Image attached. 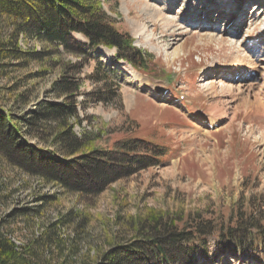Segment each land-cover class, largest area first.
I'll return each instance as SVG.
<instances>
[{"label": "rangeland", "instance_id": "obj_1", "mask_svg": "<svg viewBox=\"0 0 264 264\" xmlns=\"http://www.w3.org/2000/svg\"><path fill=\"white\" fill-rule=\"evenodd\" d=\"M97 1L113 28L150 56L148 66L115 65L113 50L97 48L83 61L21 40L23 51L54 53L1 81L0 107L28 118L29 110L65 104L51 88L76 78L78 115L68 121L75 136L102 151L144 139L164 147L162 163H127L130 175L94 195L67 191L0 156V235L19 252H32L38 264H102L153 232V218L179 231L264 225V0ZM138 26L146 34L138 36ZM112 71L120 73L118 98L99 103L96 93L115 82ZM95 73L101 82L91 78ZM219 81L234 89L225 93ZM11 86L13 96L6 91ZM240 89L247 92L238 95ZM22 91L25 97L15 101ZM214 106L227 117L210 124ZM55 127L24 124L22 139L56 151L46 137ZM208 245L212 260L198 264H264L260 251L244 258L222 253L213 238Z\"/></svg>", "mask_w": 264, "mask_h": 264}, {"label": "trees", "instance_id": "obj_2", "mask_svg": "<svg viewBox=\"0 0 264 264\" xmlns=\"http://www.w3.org/2000/svg\"><path fill=\"white\" fill-rule=\"evenodd\" d=\"M98 2L0 0V82L8 80L15 71L22 70L26 63L42 62L54 53L23 51L19 47L21 40L23 43L38 41L53 47L55 53L61 49L60 53L83 61L89 59V52L97 48L113 50L112 63L115 65L125 62L133 70L145 69L150 56L136 48L130 36L113 28ZM74 35H79L84 41L77 40ZM111 73L115 82L108 89L96 93L95 99L99 103L105 104L118 98L120 73ZM93 75L91 78L97 79L96 83L101 82L98 73ZM79 86L76 78L54 82L51 88L53 95L67 102L48 103L29 110L28 118H17L10 110L0 107V156L27 173L67 191L93 192L94 195L130 175L134 170L129 165L133 162L143 168L162 163L160 159L165 155L164 147L144 139L123 141L116 150L102 151L93 148L91 142L75 136L68 121L77 119L74 97ZM6 91L13 96L17 89L11 86ZM24 97L25 92L22 91L14 100L20 101ZM48 122L56 124L51 132H46V137H52L56 151L41 150L23 141L21 127L24 124L27 129H35L44 127ZM125 163L129 165H123ZM159 220L152 219V224H155L153 232L146 234L144 239L117 248L102 264H198L201 258L210 262L212 258L207 249L212 238L222 247V253L249 258L260 251L264 259V225L238 224L216 232L212 225L205 224L193 231H179L169 222L163 224ZM33 255L32 252H19L13 243L0 235V264H38Z\"/></svg>", "mask_w": 264, "mask_h": 264}, {"label": "bare ground", "instance_id": "obj_3", "mask_svg": "<svg viewBox=\"0 0 264 264\" xmlns=\"http://www.w3.org/2000/svg\"><path fill=\"white\" fill-rule=\"evenodd\" d=\"M155 9V8H154ZM153 8H152V10H154ZM156 12V11H155ZM154 12V13H155ZM159 14V13H158ZM160 15V14H159ZM161 15H163V14H161ZM160 15V16H161ZM162 17V16H161ZM168 19V18H167ZM167 19H165V18H162L161 20L162 21H164L163 23H166L165 25H171L173 22L171 21V19L170 20H167ZM141 25V24H140ZM262 28V27H261ZM137 31H138V36H142V35H144V34H146V32H145V28L143 27V26H138V28H137ZM246 40V39H245ZM261 58V57H260ZM260 78V77H259ZM206 85H208V86H206V87H209L210 85H211V82L209 83V82H207L206 83ZM218 86H221L220 88H221V90H223V88H224V92L225 93H228V90L230 89V93H231V90L232 89H234V88H232L230 85H225V83L224 82H222V81H219V84H218ZM230 86V87H229ZM242 88V87H241ZM244 90V89H243ZM243 90H239L238 91V95H241L242 93H243ZM246 90V89H245ZM244 90V91H245ZM234 91V90H233ZM250 91V90H249ZM246 92H247V90H246ZM223 94V93H222ZM248 94V93H247ZM234 95V94H233ZM231 95H229V97H230ZM248 96V95H247ZM249 97V96H248ZM232 98V97H231ZM247 101V100H246ZM250 105V104H249ZM226 109H223V108H220L219 106H214V107H212V117L208 120V123H210V124H213V122H216L217 123V121H218V119H221V118H226L227 117V113H226V111H225Z\"/></svg>", "mask_w": 264, "mask_h": 264}]
</instances>
